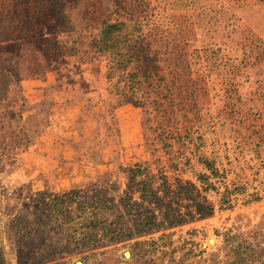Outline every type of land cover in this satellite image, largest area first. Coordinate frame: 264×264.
<instances>
[{"label":"rangeland","instance_id":"obj_1","mask_svg":"<svg viewBox=\"0 0 264 264\" xmlns=\"http://www.w3.org/2000/svg\"><path fill=\"white\" fill-rule=\"evenodd\" d=\"M136 1L171 30L166 71L180 78L166 128L193 139L171 154L152 152L146 108L111 93L106 62L85 52L106 0H69L63 12L0 0V264H264V0ZM74 32L80 52L54 47ZM197 150L221 177L192 155ZM146 161L153 173L163 167L173 187L179 179L198 187L206 172L224 190L225 178L233 206L220 209L211 190L212 214L67 254L68 239L47 223L45 194L123 192L124 169ZM254 192L261 199L247 202Z\"/></svg>","mask_w":264,"mask_h":264},{"label":"trees","instance_id":"obj_2","mask_svg":"<svg viewBox=\"0 0 264 264\" xmlns=\"http://www.w3.org/2000/svg\"><path fill=\"white\" fill-rule=\"evenodd\" d=\"M37 1L39 7L48 2L63 12L68 8L66 2L69 0ZM136 2L130 0L126 5L122 0H106L102 28L92 37L85 52L106 62V78L111 93L118 96L121 102L135 100L146 108L145 123L155 135L148 136L152 152L162 149L171 154L175 143L188 146L193 142L188 131L176 135L173 130L166 128L175 120L169 115L174 105L171 89L177 78H180L173 68L166 71L172 65V50L169 47L171 30L159 23L154 13L149 14L145 2ZM74 34L76 32L69 34L64 43L56 42L54 47L80 52L83 44ZM191 153L215 177H221L214 159L208 158L200 150ZM179 157L187 162L192 158L182 153ZM169 160L172 168H179L176 157H170ZM124 171L127 183L123 192H119L118 187H97L91 195L81 192L45 194L49 199L43 202L49 209L47 223L57 225L68 239L67 254L135 239L186 222L196 215L212 214L215 204L208 201L211 190L216 191L220 209L233 206V191L225 178L224 190L212 183L211 174L206 172L197 174L198 187L194 183H182L180 179L173 187L163 167L153 173L148 161L137 163ZM137 193L139 198L135 197ZM260 199L259 193L254 192L252 199L247 202Z\"/></svg>","mask_w":264,"mask_h":264}]
</instances>
